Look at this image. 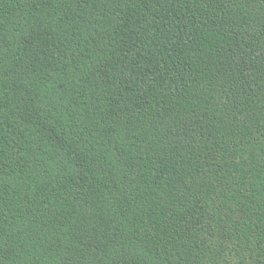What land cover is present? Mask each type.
Here are the masks:
<instances>
[{"label":"trees","instance_id":"16d2710c","mask_svg":"<svg viewBox=\"0 0 264 264\" xmlns=\"http://www.w3.org/2000/svg\"><path fill=\"white\" fill-rule=\"evenodd\" d=\"M0 264H264V0H0Z\"/></svg>","mask_w":264,"mask_h":264}]
</instances>
